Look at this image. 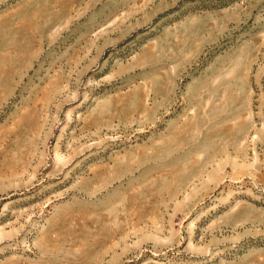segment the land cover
I'll use <instances>...</instances> for the list:
<instances>
[{"label":"rangeland","instance_id":"obj_1","mask_svg":"<svg viewBox=\"0 0 264 264\" xmlns=\"http://www.w3.org/2000/svg\"><path fill=\"white\" fill-rule=\"evenodd\" d=\"M0 264H264V0H0Z\"/></svg>","mask_w":264,"mask_h":264}]
</instances>
